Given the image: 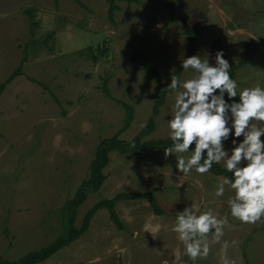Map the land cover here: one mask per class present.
<instances>
[{"label":"rangeland","instance_id":"rangeland-1","mask_svg":"<svg viewBox=\"0 0 264 264\" xmlns=\"http://www.w3.org/2000/svg\"><path fill=\"white\" fill-rule=\"evenodd\" d=\"M169 1L118 0L111 21L107 0H0V85L27 56L23 74L0 95V259H19L64 234L65 202L90 177L100 141L124 125L125 108L114 98L135 108L122 139L132 140L148 123L157 84L131 60L134 50L150 56L167 86L188 54V28H199L195 54L214 64L223 50L238 66L242 88L264 86V0H172L174 16ZM190 76L183 71L182 79ZM106 80L113 98L103 90ZM173 103L168 94L146 139L168 138ZM225 145L233 146L231 138ZM176 163L164 149L112 151L107 178L80 206L76 225L96 203L122 192L155 189L165 213L157 215L148 200L121 201L120 230L100 209L85 234L40 264H173L174 257L184 264L171 227L191 203L229 215L223 239L237 264H264V224L232 218L227 190L212 198L222 176H178ZM219 248L211 244L197 264H217Z\"/></svg>","mask_w":264,"mask_h":264},{"label":"clouds","instance_id":"clouds-1","mask_svg":"<svg viewBox=\"0 0 264 264\" xmlns=\"http://www.w3.org/2000/svg\"><path fill=\"white\" fill-rule=\"evenodd\" d=\"M181 67L191 76L180 79L173 68L165 90L174 96L167 119L172 144L164 148L165 158L175 156L178 176L208 174L213 164L221 165L231 176L219 179L212 198L224 197L227 190L232 218L264 224V86L242 88L230 75L232 66L223 50L216 52L214 64L208 55L195 54L181 60ZM230 138L233 146L228 148L225 141ZM228 222V214L213 207L201 211L191 203L177 213L171 231L192 264L208 258L211 244L220 245L217 264H237L228 254L230 242L223 239ZM178 259L174 257L173 264Z\"/></svg>","mask_w":264,"mask_h":264},{"label":"trees","instance_id":"trees-1","mask_svg":"<svg viewBox=\"0 0 264 264\" xmlns=\"http://www.w3.org/2000/svg\"><path fill=\"white\" fill-rule=\"evenodd\" d=\"M117 1L118 0H107L109 4V18L111 21H114L115 12L119 9ZM169 7L174 16V4L172 0L169 1ZM199 32V28H188L186 33L189 36V51L186 57L195 55ZM131 60L133 62L140 63L148 72H150L157 84L156 100L148 123L132 140L128 141L122 139L120 135L130 127L134 119L135 108L125 101L114 98L125 108L126 115L124 125L118 133L112 137L104 138L100 141V143L97 145L94 158L90 164V177L81 183L75 196L65 202L62 208L64 213L63 223L65 224L64 234L52 241L47 246L31 251L19 259L9 260L2 258L0 259V264H40L49 260L57 252L71 245L83 234H85V232L90 228L92 219L96 212L103 208H106L109 211L111 221H113L120 230L124 229V222L117 211V204L124 200H148L157 215H163L165 213L155 195V189L145 192H122L115 195L113 198L104 199L96 203L84 216L82 225L80 227L76 225L80 206L87 200L88 195L91 192L98 191L101 188L107 178L104 170L110 163V154L112 151H119L123 154H140L151 150L164 149L166 147H170L172 144V141L168 138L146 139L147 136L151 135L155 131L156 119L161 112V108L166 103L168 95V93L165 91L167 86L162 81L159 69L152 63L150 56L138 49L131 53ZM25 61H27V56L23 58L21 65L13 73H11L3 83H1L0 95L4 93L8 84H10L16 77L23 74V63ZM229 63L232 66L230 69V75L233 79H235L238 66L235 65L231 60H229ZM182 73L183 69L180 65L175 71L174 75L182 79ZM30 80L35 81V79L31 77ZM103 90L109 97L113 98L108 87V80H106ZM225 98L227 99L226 94ZM233 99L238 100L239 98L236 97ZM191 146L194 147V144ZM210 172L214 175L222 177L231 176V173L226 172L221 165L217 164H213ZM184 264H192V262L188 259V257L185 256Z\"/></svg>","mask_w":264,"mask_h":264}]
</instances>
